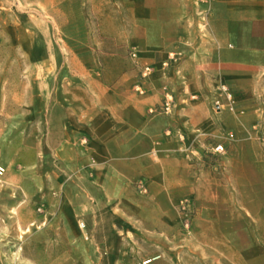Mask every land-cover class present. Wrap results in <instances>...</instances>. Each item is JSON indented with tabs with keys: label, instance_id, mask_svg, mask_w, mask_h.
Instances as JSON below:
<instances>
[{
	"label": "rangeland",
	"instance_id": "374dc122",
	"mask_svg": "<svg viewBox=\"0 0 264 264\" xmlns=\"http://www.w3.org/2000/svg\"><path fill=\"white\" fill-rule=\"evenodd\" d=\"M214 2L177 0V16L183 23L178 29L180 40L195 42L208 35ZM171 4V0H0V168L4 171L0 264H264V81L250 99V94H240L239 99L226 84L202 89L203 95L192 97L204 98L214 116H230L233 133L202 132L189 141L193 183L177 206L179 224L168 237L156 239L133 230L120 234L118 251L112 253L97 239L100 221L95 215L86 222L80 214L72 215L68 206L61 214L50 212L42 197L46 190L39 179L42 174H29L33 178L26 194L6 179V166L13 164L19 176L17 165L35 162L33 152L22 147L35 146L27 140L31 119L55 94H68L90 79L110 84L123 78L124 83L135 85L138 80L135 87L143 86L142 81L151 76L143 78L144 68L151 65L141 58L146 50L139 44L146 31L153 34L152 42L158 30L140 25L144 18H164ZM180 53L171 54L167 64L181 58ZM222 86L232 95L233 111ZM171 94L176 109L179 100ZM218 100L224 105L220 111L215 108ZM215 123L211 120L210 127ZM24 129L28 135L22 138ZM218 145L224 147L223 154L213 152ZM139 187L148 193L144 183ZM51 196L56 198L54 191ZM186 201L193 213L188 227L181 211Z\"/></svg>",
	"mask_w": 264,
	"mask_h": 264
},
{
	"label": "crops",
	"instance_id": "0c3cea01",
	"mask_svg": "<svg viewBox=\"0 0 264 264\" xmlns=\"http://www.w3.org/2000/svg\"><path fill=\"white\" fill-rule=\"evenodd\" d=\"M171 2L164 18H144L140 25L158 30L152 42L153 34L146 31L139 44L148 56L141 58L153 68L142 81L145 94L136 92L138 80L134 85L123 78L110 84L90 79L68 94H55L31 119L27 140L35 146L22 147L33 152L35 162L15 161L19 176L13 164L5 169L8 183L25 194L33 178L29 174H42V197L51 213L61 214L68 206L86 222L95 215L97 239L112 253L118 251L120 234L138 229L162 239L173 233L179 224L177 206L193 183L189 141L202 132H232L231 117L214 116L195 94L226 84L239 99L240 94L250 99L264 81V0H216L210 5L208 35L195 42L180 40L183 23L177 0ZM187 44L191 48L184 49ZM178 51L181 58L163 68ZM166 92L179 100L171 115L155 112ZM211 120L218 123L210 127ZM27 130H21L22 138ZM14 178L19 184H13ZM140 183L147 186L146 195Z\"/></svg>",
	"mask_w": 264,
	"mask_h": 264
},
{
	"label": "built area",
	"instance_id": "2783aa9c",
	"mask_svg": "<svg viewBox=\"0 0 264 264\" xmlns=\"http://www.w3.org/2000/svg\"><path fill=\"white\" fill-rule=\"evenodd\" d=\"M132 57L136 59L138 57L137 53H133ZM164 66H167V63L164 64ZM151 74H152V67L151 66H146L144 68V71H143V74H142L143 78H147ZM220 90L227 97V99L229 101V106H230L229 108H230V110L233 111L234 110V106H233L234 101L232 100V95L228 92V89L225 86L220 87ZM136 91L140 95H144L145 94V92L143 90V87L141 85H137ZM223 107H224V105L221 104V102L219 100L215 102V108L218 109L219 111ZM174 109H175V104H174L173 95L171 93H169V92H166L163 102L161 103L160 107L155 112L166 114V115H171L173 113ZM213 152L217 153V154H223L224 153V147L222 145H218V146H216L213 149ZM3 172H4L3 169L0 168V176L3 174ZM140 187H141V190L143 192H146V188L143 185L140 186ZM181 211H182V215H183L185 226L188 227L189 224H190V221H191V217L193 216L192 215L193 213H192V210H191L189 202L186 201V202L182 203ZM82 226L84 227L85 224H83Z\"/></svg>",
	"mask_w": 264,
	"mask_h": 264
},
{
	"label": "bare ground",
	"instance_id": "6f19581e",
	"mask_svg": "<svg viewBox=\"0 0 264 264\" xmlns=\"http://www.w3.org/2000/svg\"><path fill=\"white\" fill-rule=\"evenodd\" d=\"M148 263V262H147Z\"/></svg>",
	"mask_w": 264,
	"mask_h": 264
}]
</instances>
